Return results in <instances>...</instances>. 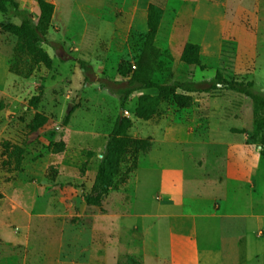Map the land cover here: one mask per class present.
<instances>
[{
	"label": "rangeland",
	"instance_id": "1",
	"mask_svg": "<svg viewBox=\"0 0 264 264\" xmlns=\"http://www.w3.org/2000/svg\"><path fill=\"white\" fill-rule=\"evenodd\" d=\"M47 1L55 6L47 38L65 48L56 53L42 45L52 59L50 70L37 67L27 79L10 73L15 38L0 28V264H131L129 258L162 264L169 244L176 263V238L184 240L193 221L200 248L219 250L229 236L234 245L241 232L248 235L251 222L202 218L195 200L223 198L230 175L246 177L250 201L241 198L230 211H220L252 208L264 215V149L259 145L264 121L251 100L217 89L188 94L189 107L163 102L151 119L137 118L138 97L154 96L155 90L131 94L121 108L96 79H127L146 33L143 8L147 3L163 7L165 0ZM17 2L37 17L36 0ZM180 6L184 9L170 5L174 14L164 16L156 36L160 56L152 81L170 85L219 74L264 94V0H226L230 24L235 9L249 13L220 31L215 7L207 13L208 27L199 15L191 31L178 23L172 29L179 10H185ZM183 13V20L190 17ZM6 24L19 20L0 13V25ZM186 42L199 45L203 69L180 62ZM66 53L91 65L94 76L84 75L74 61L60 62ZM39 86L42 95L33 110L28 101ZM35 113L47 122L34 131ZM120 115L130 121L125 135L147 141L148 148L128 154L100 206H89L84 195L90 194L100 153ZM168 185L175 191L165 192ZM204 204L200 200L199 209ZM212 204V214L220 213V204ZM260 235L258 258L247 261L234 253L233 263L264 264V229Z\"/></svg>",
	"mask_w": 264,
	"mask_h": 264
},
{
	"label": "trees",
	"instance_id": "2",
	"mask_svg": "<svg viewBox=\"0 0 264 264\" xmlns=\"http://www.w3.org/2000/svg\"><path fill=\"white\" fill-rule=\"evenodd\" d=\"M38 15H33L25 8H22L17 0H0V13L7 19L19 20L18 25H0L5 33L15 38L13 58L9 63V72L23 79H27L37 67L42 66L46 70L52 67V59L42 48V45L49 47L53 52L59 50L65 53L64 44L58 41H51L47 38L54 15L55 6L47 0H36ZM163 11L160 6L150 3L146 9V33L144 36L141 52L129 76L123 82L110 81L107 77H99L96 82L108 93L116 96L122 108L129 96L140 90H155L156 95H141L138 97L135 116L142 120L151 119L158 106L163 102L172 101L179 106L189 107L191 97L188 94H208L217 89L231 91L245 96L255 106V111L264 121V94L257 86L247 83H236L227 81L221 75L216 74L212 79L187 82H173L170 85H160L152 81V73L160 56L159 49L155 46V39L158 33ZM200 47L197 44L187 42L180 54V62L187 66H196L203 69L200 63ZM60 57V62L74 61L84 75L94 76L91 65L83 60H77L65 54ZM128 74V73H127ZM122 77L126 73H121ZM180 92V93H179ZM42 95V87L28 101V107L36 110ZM66 117L63 123H67ZM47 118L35 113L31 121V129L37 130L45 125ZM130 121L123 115L117 117L113 128L107 137L105 145L100 153V159L90 194L84 195L86 204L99 207L102 199L112 187L114 179L118 176L120 166L128 154L137 151H145L148 142L145 140H132L125 135ZM262 135L259 138V145L264 149V123ZM131 264H139L133 258H129Z\"/></svg>",
	"mask_w": 264,
	"mask_h": 264
},
{
	"label": "crops",
	"instance_id": "3",
	"mask_svg": "<svg viewBox=\"0 0 264 264\" xmlns=\"http://www.w3.org/2000/svg\"><path fill=\"white\" fill-rule=\"evenodd\" d=\"M175 1L177 3L175 4ZM150 3H147L145 8H143L142 12V18H143V26L142 28L144 31L146 30V9L147 6ZM155 4V3H153ZM182 4L184 6V11H187V13L190 15L188 19L183 20L182 15H184V11L178 12L179 15V22H174L171 23V28L173 29L176 27V24L178 23L180 26V29L186 30V31H191L194 29V22L196 18H198L199 15L204 16V28L208 27V12L214 7L216 8V28L218 31L225 29L227 26H229L230 22L227 21L226 19V0H165L163 3V7H161L163 14H162V19L160 22L163 21V18L165 15L168 14H174L173 10L170 8V5H178ZM157 5V4H156ZM159 6V5H158ZM249 13V10L244 7H239L235 9L234 12V21L231 23H238V20L241 18V16H245ZM176 21V20H174ZM206 23V24H205ZM230 24V25H232ZM159 26V29H160ZM158 29V32H159ZM158 34V33H157ZM187 43V42H186ZM184 43L183 46L186 44ZM193 43V42H190ZM195 44V43H194ZM183 46L181 48V52L183 49ZM181 54V53H180ZM252 175V174H249ZM229 181L225 186L224 189L226 190V194L224 195L223 198H216V197H211L209 199H202V198H196V207L201 215L204 217L202 218H207V219H216L220 223H222L225 219H232L235 221H240L244 223L251 222L253 224L252 228L253 230L248 231V235H246V232L242 235V232L240 234V237L237 239L236 243L233 245V237L229 236L227 240H225V248L216 250L212 249V247L209 246H204L203 248H200L199 243H198V235L196 231V226L195 222L193 221V229L190 230L189 234L187 237L185 236V239L183 240L182 238H176L177 240L179 239L180 246L176 249V252L179 253L177 254L176 263L172 261V254H173V248L168 245V256L167 259L163 260L162 264H231L233 263V257L235 253V257H238V254L241 253L242 256H244L245 260H249L250 257L257 259L259 249L256 248L258 247V243L262 241L261 237V230L264 229V215L259 214L257 211L253 210L252 208L248 209V212H242V211H237L239 213H234L231 211L230 214H222L220 210L223 211H230L232 207H236V203L238 200L241 198L247 199L250 201V198L252 197V190L251 192L248 189L247 184H246V177L243 178H238L237 176L230 175L228 180ZM223 181H220V184ZM165 192L171 193V190L173 189L175 191V188L172 186H164L163 187ZM256 188V185H255ZM172 191V199L170 201H173V198L175 196V192ZM228 192V193H227ZM250 196V197H249ZM204 201L206 204L204 208L199 209V201ZM213 201H217L220 204V208L218 209L220 213L218 214H212L211 209L213 208ZM225 206H227L225 208ZM223 208V209H222ZM242 212V213H241ZM194 216V215H193ZM220 229V228H219ZM143 237V231L141 230V237ZM186 243L189 247V249L186 246ZM156 260H160L159 257H157ZM233 264H246V262H241V263H236V260Z\"/></svg>",
	"mask_w": 264,
	"mask_h": 264
}]
</instances>
